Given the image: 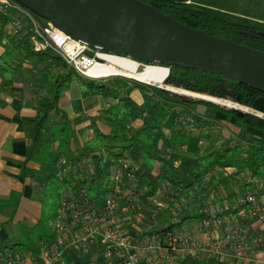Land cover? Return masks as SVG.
I'll use <instances>...</instances> for the list:
<instances>
[{
  "label": "trees",
  "instance_id": "trees-1",
  "mask_svg": "<svg viewBox=\"0 0 264 264\" xmlns=\"http://www.w3.org/2000/svg\"><path fill=\"white\" fill-rule=\"evenodd\" d=\"M140 1L185 26L264 52V19H252L243 14L217 9L211 3L205 6L195 4L191 0ZM10 21L8 15L0 12V47L3 50L0 55L1 89L9 88L19 81L23 70L30 72V69L24 67L29 61L31 65L49 64L58 69L56 73L50 74L46 97L37 101V114L25 123L29 141L26 162L48 164L52 173L40 192L43 216L34 230L27 231L28 235L35 233V236H28L26 243H18L20 247L37 252L41 242L50 241L51 235L46 233L45 225L48 223L49 226V221L55 216V212L51 210L55 205L58 206L63 190L70 183L77 182L72 171L64 179H60L57 167L62 157H66L72 166L82 159L91 158L94 174L89 175L88 187L93 194H97L108 183L109 167L92 155L101 149L127 155L138 168L140 186L146 187V196L155 195L161 187L168 188L172 193L180 192L179 198L188 197L195 188L201 193L219 186L230 189L232 180L222 175L218 178L212 177L206 189L203 188V178L206 174L216 168L225 167H236L239 172L250 173L264 184V119L251 113L240 114L235 111L244 112L249 109L264 115L263 93L220 76L174 67L173 69L199 73L205 81L199 83L177 79L170 74L171 68L166 67L169 73L160 83L151 82L144 77H131L137 81H133L134 86L142 90L144 102L137 105L127 94H117L114 83H96L97 79L82 76L68 68L51 49L35 52L30 44L28 30L23 29L18 36L10 37ZM112 79L119 78L112 76ZM74 80L83 86V96L95 94L118 100L116 105L108 108L99 118L90 121L89 126L94 128V138L85 143L79 141L78 134L84 131L80 126L87 118L78 116L70 120L59 109V99ZM160 88L176 93L182 98L206 100L223 108L207 102L182 100ZM191 105H202L220 112L226 120L233 119L235 124L258 133L259 137H228L218 148L207 147L195 157L183 155L180 149L188 144L190 137L183 127L178 129L177 125L171 124L168 119L172 110ZM188 118L197 124L211 127L220 124V121L212 116H205L208 121L192 114ZM137 119L142 121L141 127L133 130L131 123ZM176 119H179L178 114ZM97 121L110 129L109 134H104L96 128ZM248 186L250 184H246V187ZM71 258L72 264H96L92 255L81 256L72 253ZM101 264L104 263L101 261ZM182 264L207 263L187 259Z\"/></svg>",
  "mask_w": 264,
  "mask_h": 264
},
{
  "label": "built area",
  "instance_id": "built-area-1",
  "mask_svg": "<svg viewBox=\"0 0 264 264\" xmlns=\"http://www.w3.org/2000/svg\"><path fill=\"white\" fill-rule=\"evenodd\" d=\"M0 12L11 19L10 37L28 30L35 52L51 49L82 76L93 78L88 71L110 54L72 40L13 0H0ZM92 155L109 167L107 185L93 194L88 185L94 165L82 159L72 166L62 157L60 179L72 171L77 182L62 192L50 222V241L41 242L37 252L0 250V264H72V253L92 255L96 264H182L187 259L264 264V184L250 173L225 167L203 178L206 189L217 174L230 178L237 173L246 181L241 190L219 186L201 193L195 188L179 198L180 192L168 189L167 196H146L138 168L125 153L101 149Z\"/></svg>",
  "mask_w": 264,
  "mask_h": 264
},
{
  "label": "water",
  "instance_id": "water-1",
  "mask_svg": "<svg viewBox=\"0 0 264 264\" xmlns=\"http://www.w3.org/2000/svg\"><path fill=\"white\" fill-rule=\"evenodd\" d=\"M13 1L90 49L209 73L264 94V52L185 26L140 0Z\"/></svg>",
  "mask_w": 264,
  "mask_h": 264
},
{
  "label": "crops",
  "instance_id": "crops-1",
  "mask_svg": "<svg viewBox=\"0 0 264 264\" xmlns=\"http://www.w3.org/2000/svg\"><path fill=\"white\" fill-rule=\"evenodd\" d=\"M2 52L0 47V55ZM27 63L24 67L31 71L23 70L20 80L11 87L1 89L0 78V250L17 248L18 243L31 236L27 231L34 230L43 216L40 192L52 173L48 164L26 162L29 141L25 123L37 114V101L46 97L51 74L49 64ZM144 72L145 70L140 74L132 73L131 77H142ZM78 83L74 80L69 84L68 90L59 99V109L70 120L78 116L87 118L80 126L84 131L78 134L79 141L85 143L94 138V128L89 126L90 121L99 118L108 108L116 105L118 100L95 94L83 96V86ZM128 86V97L137 105H142L144 100L140 87L131 84ZM141 124L142 121L137 119L131 123V128L137 130ZM96 128L104 134L110 132L99 121L96 122Z\"/></svg>",
  "mask_w": 264,
  "mask_h": 264
},
{
  "label": "rangeland",
  "instance_id": "rangeland-1",
  "mask_svg": "<svg viewBox=\"0 0 264 264\" xmlns=\"http://www.w3.org/2000/svg\"><path fill=\"white\" fill-rule=\"evenodd\" d=\"M191 2L195 4H199V5H205V6H209V3H211L217 9H221V10L228 11V12H234L237 14H243L248 17H251L252 19H264V0H191ZM27 64H31L30 61ZM106 65L113 67L110 64H106ZM140 65L141 63H139L138 65L136 74H140L144 70V67ZM150 66H154V65H145V67H150ZM49 68H50L51 73H56V71L58 70L55 67H52L51 65H49ZM169 68H171L172 71L170 74L174 78L182 79V80H191V81L199 82V83L205 81V78L199 73H196L193 71H182L180 69H173L174 67H169ZM119 73H122V72L119 71ZM112 76H115V75H108L106 77H100L97 79L96 83L100 81L104 82L107 85H112L114 83L113 85L117 89L116 92L117 94H120V95L126 94L127 92H129L128 88L130 87L128 86V84H131L132 86L134 85L133 81L135 80L133 79H130L125 76L117 75L119 79L113 80ZM140 84H143V83H140ZM139 91L142 95L141 88H139ZM169 93L173 95H177L179 98H181L182 100H186V101L207 102L206 100L202 101V100H195V99H190V98H182L176 93H172V92H169ZM204 96H207V95H204ZM207 103H211L220 108H223L210 101H208ZM224 109H227V108H224ZM171 112L172 113L168 121L171 122V124L172 123L176 124L178 129L183 127L184 131L190 137L188 144L185 145L184 148L180 149V152L183 155H188V156H193V157L198 156L207 147H210V148L220 147V145L222 144V141L228 137L235 138L237 136H242V137H249L251 139H257L259 137L258 133L235 124L233 119L226 120L225 116L221 114L220 112L211 110L202 105H191V107H178L177 109L172 110ZM236 112L240 114L241 113L244 114L247 111H244V112L236 111ZM176 114L179 115V119H176ZM190 114L200 116L201 119L206 120V121L208 120L207 118H205V116H212L215 119L219 120L220 124L213 126V127L208 126V125H203V124H197L195 121L189 120L188 116ZM85 163L90 164V165L93 164L90 157L85 159ZM218 176L219 175L217 174V177ZM231 176H230V179L232 178V183L230 184V186L232 187L234 186L235 189L241 190L242 189L241 187L243 186L244 183H246V181H244V179H242V177L239 175L232 174ZM167 193H169L168 188L161 187L155 195L167 196ZM56 208H57V205H55V207L51 211L53 213L56 212ZM47 224L45 225V227L47 226L45 231L47 234L50 235L51 233L50 226H48ZM34 236H35V233L31 234L32 238ZM22 241H25L24 243L27 242L26 239H23ZM9 244H12V242H9ZM16 247L19 248L20 246L18 245ZM40 247H41V243L39 245V248Z\"/></svg>",
  "mask_w": 264,
  "mask_h": 264
},
{
  "label": "bare ground",
  "instance_id": "bare-ground-1",
  "mask_svg": "<svg viewBox=\"0 0 264 264\" xmlns=\"http://www.w3.org/2000/svg\"><path fill=\"white\" fill-rule=\"evenodd\" d=\"M103 63L100 65H96L94 68L88 71L89 76L93 78L106 77L108 75L115 76H125L131 78V74L137 72V67L139 65L138 62L131 60L129 58L121 57V56H113L109 54H103L101 57ZM106 64H110L113 67H110ZM145 72L143 73L144 78L151 82L160 83L162 82L168 75L169 69L164 66H150L145 67ZM121 71L122 73H119Z\"/></svg>",
  "mask_w": 264,
  "mask_h": 264
},
{
  "label": "flooded vegetation",
  "instance_id": "flooded-vegetation-1",
  "mask_svg": "<svg viewBox=\"0 0 264 264\" xmlns=\"http://www.w3.org/2000/svg\"><path fill=\"white\" fill-rule=\"evenodd\" d=\"M140 66L144 67V66H145V64H141Z\"/></svg>",
  "mask_w": 264,
  "mask_h": 264
}]
</instances>
